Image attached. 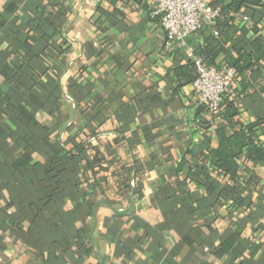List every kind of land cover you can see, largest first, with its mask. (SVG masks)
Listing matches in <instances>:
<instances>
[{
	"label": "crops",
	"instance_id": "0c3cea01",
	"mask_svg": "<svg viewBox=\"0 0 264 264\" xmlns=\"http://www.w3.org/2000/svg\"><path fill=\"white\" fill-rule=\"evenodd\" d=\"M189 60L144 0H0V264H264V162L241 155L237 184L207 161L196 178L222 123L198 127L174 74ZM252 72V94L238 76L228 92L234 130L264 120Z\"/></svg>",
	"mask_w": 264,
	"mask_h": 264
},
{
	"label": "trees",
	"instance_id": "16d2710c",
	"mask_svg": "<svg viewBox=\"0 0 264 264\" xmlns=\"http://www.w3.org/2000/svg\"><path fill=\"white\" fill-rule=\"evenodd\" d=\"M138 2L140 0H137ZM146 2V0H144ZM227 5H221L219 14L214 19L212 25L205 26L191 37L202 38V44L193 48L194 57L201 58L207 65L220 66L226 65L235 72V77H240L241 88L244 95L252 94V86L250 79L256 78V72L252 69L259 64L264 65V38L261 36V28L264 25V4L262 0H230ZM244 11L250 13L244 14ZM239 13L246 15L248 21L242 20L238 16ZM250 18V19H249ZM251 23V27H247V23ZM252 21V22H251ZM214 29L217 36L212 33L206 34L205 31ZM250 38H247L248 34ZM219 50L223 54L224 61L220 65L212 64V60L216 52ZM249 73V77L246 75ZM176 78L180 81V85L192 84L196 77V69L193 60H189L185 66L174 69ZM261 74V73H260ZM255 75V77H253ZM235 78V79H236ZM256 80V79H255ZM179 85V87H181ZM221 105L222 112L215 115H209L204 107V112L208 115V119L201 118L197 125L203 131H207L213 126V122L218 118L222 124L215 127L218 145L216 149H212L209 144L204 149L203 155L199 157V167L202 174L196 175L199 180L206 181L208 170L205 162H209V167L216 171L219 175L227 178L233 184H237V171L240 167L239 159L244 154L245 158L251 162H264V145L256 142L258 133L264 134V120H258L248 126H240L238 130H234L239 112L236 105L238 96H232L226 93ZM227 130H231L228 133ZM235 186V185H234ZM125 184L121 190L125 192ZM227 198L236 200L239 192L234 187L223 192ZM237 202V205L242 203ZM236 205V206H237ZM242 205V204H241ZM236 235L232 234L229 242L222 247L218 256L232 249ZM239 255V254H238Z\"/></svg>",
	"mask_w": 264,
	"mask_h": 264
},
{
	"label": "built area",
	"instance_id": "2783aa9c",
	"mask_svg": "<svg viewBox=\"0 0 264 264\" xmlns=\"http://www.w3.org/2000/svg\"><path fill=\"white\" fill-rule=\"evenodd\" d=\"M146 5L150 17L158 21L166 42L175 43L178 49L192 56L197 74L192 83L193 94L209 115H215L236 78L235 72L226 65H207L194 57L188 38L212 25L219 9L208 8L207 0H146ZM242 20L248 21L245 16ZM212 34L217 36L215 31Z\"/></svg>",
	"mask_w": 264,
	"mask_h": 264
}]
</instances>
